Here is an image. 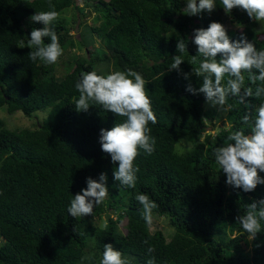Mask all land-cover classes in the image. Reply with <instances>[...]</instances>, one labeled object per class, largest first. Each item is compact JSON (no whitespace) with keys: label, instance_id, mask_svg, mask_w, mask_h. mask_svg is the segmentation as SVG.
Returning a JSON list of instances; mask_svg holds the SVG:
<instances>
[{"label":"trees","instance_id":"1","mask_svg":"<svg viewBox=\"0 0 264 264\" xmlns=\"http://www.w3.org/2000/svg\"><path fill=\"white\" fill-rule=\"evenodd\" d=\"M186 2L87 0L101 26L78 21L87 32L80 42L71 35L68 14L74 8L83 20L92 13L86 14L77 1L0 0V114L20 112L37 119L46 112L32 129L10 127L0 115V264H82L83 256L90 257L83 264H99L108 243L130 264H147L149 246L155 249L151 255L156 264H264V221L253 241L236 221L247 205L264 199V184L247 193L228 185L213 155L229 142L231 132L249 133L242 117H254L264 96L250 97L245 104L230 96V107L218 113L205 109L203 93L186 90L189 84L196 89L202 84L192 72L202 59L193 60L195 29H207L212 22L225 27L228 22L236 27H225L231 40L243 34L261 50L264 23L260 28L261 22L238 8L225 13L221 0H215L211 13L188 16L183 11ZM52 10L59 14L51 27L63 53L85 47L83 55L70 54L61 78L56 64L39 59L34 63L28 57L34 50L28 48L31 31L44 27L30 17ZM179 39L188 41L185 62L180 72L169 71L172 57L180 55ZM94 62L107 63L112 71L132 69L146 81L157 117L155 125H148L156 145L151 155L140 150L134 161L139 169L135 188L115 181L118 163H112L99 143L102 128L110 130L126 118L95 104L86 112L75 108V84L82 72L95 71ZM245 77L244 86L255 90L257 85ZM222 120L224 126H216ZM182 141L191 146L181 149ZM101 173L107 175L108 197L94 207V220L68 214L70 201L87 187L86 179L98 181ZM258 174L264 178V172ZM137 194L148 195L158 205L151 226L143 219Z\"/></svg>","mask_w":264,"mask_h":264},{"label":"clouds","instance_id":"2","mask_svg":"<svg viewBox=\"0 0 264 264\" xmlns=\"http://www.w3.org/2000/svg\"><path fill=\"white\" fill-rule=\"evenodd\" d=\"M225 13L233 9H241L249 18L256 22L264 23V0H221ZM50 8L54 5L49 4ZM216 7L215 0H187L184 13L196 16L204 11L211 13ZM58 13L52 11L35 12L30 17L34 23H42V29H33L28 40V54L32 62L38 59L47 65L55 64L63 53L58 36L51 25L58 18ZM45 38H49L47 44ZM185 39H179L177 53L172 57L173 63L169 71L180 72V65L184 63L183 54L187 52ZM192 43L197 46V55L202 59L199 65L192 69L198 78H202L201 86L196 89L191 84L187 91L192 94L203 93L206 101L213 107L220 109L230 107L228 98L237 97L241 104L247 103L248 98L264 96V49L257 50L243 34L238 40H231L225 27L212 22L207 29H195ZM219 56V60L217 57ZM245 74L252 87H245ZM189 76L184 74L185 79ZM226 83H222L225 81ZM146 81L142 74L128 69L114 71L106 75L91 71L80 74L75 88L79 98L75 100L77 112L88 111L92 104L99 105L105 111H111L117 117L126 118L122 123H116L110 130L101 129L99 143L104 153L111 157L113 164L118 163L113 175L115 181L129 188L136 186V173L139 171L134 166V161L143 150L147 155L155 151L156 140L150 135L152 125L157 123V117L152 110L151 100L145 90ZM243 124L250 130L248 134L243 130L231 132L224 146L213 151L215 164L226 174V183L244 192H252L258 184H264V178L258 173L264 172V103L256 108L254 117L246 113L242 117ZM87 187L75 194L70 201L68 214L75 218L85 216L93 217L94 207L102 204L108 197L107 175L101 173L99 180L91 177L86 179ZM135 199L142 206L145 223L149 226L153 222V210L158 205L149 199L146 194H137ZM94 220V217H93ZM236 221L247 234V239L253 241L261 232V221H264V199L253 201L247 205L244 215H238ZM103 227H107L105 220ZM145 244L148 242L145 241ZM259 247V245H257ZM155 249H147L150 259L147 264H156ZM89 256L81 257V262L89 260ZM99 264H130L122 253L115 250L111 243L104 245L102 259Z\"/></svg>","mask_w":264,"mask_h":264},{"label":"rangeland","instance_id":"3","mask_svg":"<svg viewBox=\"0 0 264 264\" xmlns=\"http://www.w3.org/2000/svg\"><path fill=\"white\" fill-rule=\"evenodd\" d=\"M78 2V5L80 8H84L86 11V14L88 13H92V15H87V17L80 19V16H81V12H79L78 10H75L74 8L71 10V12L68 14V16L71 17V24L69 25V27H74V29L71 31V35L76 38L78 41H83V35L84 34H87L86 32V29L83 28V26L81 28L78 27V21L79 23H87L88 25H96L97 27L98 26H101V21H96L97 19V14L94 12L93 8L90 7H87L86 5V1L87 0H75ZM88 1H92V0H88ZM98 1V0H96ZM105 2H109V0H104ZM89 4V3H88ZM74 24V26H73ZM225 27L228 29V30H236V27L235 26H232L230 25L228 22L226 23ZM262 27V23L260 25V28ZM262 39H264V36L261 37ZM92 47V46H91ZM85 47H77L76 49L74 50H71L69 51V55L68 53H62V55L59 57L58 61L55 63L57 65V76L60 77L61 75H65L66 73V64L68 63L69 61V57H70V54H80V55H83L84 49ZM82 49V50H81ZM66 62V64H65ZM92 67L95 71H98V72H101V73H104V74H109L111 72H114L112 71V69L110 70L109 68V64L107 63H104V62H94L92 64ZM61 78V77H60ZM226 108V107H225ZM205 109H216L217 112L219 113L220 110L218 111L217 107H213L211 106L209 103H206L205 104ZM227 109V108H226ZM1 117L3 119H5L6 123L10 126V127H13V128H18V129H25V128H34L39 122L40 120H42L43 117H46V112H41L38 114L39 118L37 119H30L26 116H24L22 113L18 112L16 114H12V115H9L6 111H1ZM225 121V120H224ZM216 126L218 127H223V120L222 121H219L216 123ZM215 132L213 131L211 134H214ZM182 148H189L191 146V144H188V143H184V141H182L180 144H179ZM158 225L159 227H162L163 225L161 224V222L159 223L158 222ZM166 228V227H165ZM163 228V229H165Z\"/></svg>","mask_w":264,"mask_h":264}]
</instances>
